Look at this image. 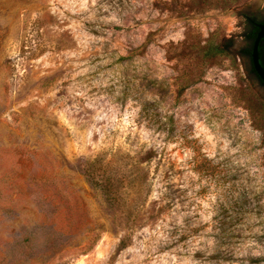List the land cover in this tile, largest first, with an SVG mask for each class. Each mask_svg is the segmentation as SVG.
<instances>
[{"label":"rangeland","instance_id":"1","mask_svg":"<svg viewBox=\"0 0 264 264\" xmlns=\"http://www.w3.org/2000/svg\"><path fill=\"white\" fill-rule=\"evenodd\" d=\"M263 9L0 0V264H264Z\"/></svg>","mask_w":264,"mask_h":264},{"label":"water","instance_id":"2","mask_svg":"<svg viewBox=\"0 0 264 264\" xmlns=\"http://www.w3.org/2000/svg\"><path fill=\"white\" fill-rule=\"evenodd\" d=\"M258 31L253 42L250 62L258 78L264 83V66L260 62L259 44L264 39V22L256 23Z\"/></svg>","mask_w":264,"mask_h":264},{"label":"trees","instance_id":"3","mask_svg":"<svg viewBox=\"0 0 264 264\" xmlns=\"http://www.w3.org/2000/svg\"><path fill=\"white\" fill-rule=\"evenodd\" d=\"M252 20L254 19H250V23H252ZM257 31H258V28L255 27L254 30H249L245 35H246V38L248 40H250V44L245 47L243 49V51L241 52L242 55H251V51H252V46H253V42H254V39L256 37V34H257ZM217 50H220L219 47H216ZM259 56H260V62L262 63V65L264 66V39H262L260 41V44H259ZM254 70V68L252 69Z\"/></svg>","mask_w":264,"mask_h":264},{"label":"flooded vegetation","instance_id":"4","mask_svg":"<svg viewBox=\"0 0 264 264\" xmlns=\"http://www.w3.org/2000/svg\"><path fill=\"white\" fill-rule=\"evenodd\" d=\"M262 13H263V14H262L261 17L252 20V23H250V26H251L250 31H251V30H254V28L257 27L256 23L264 22V9H263ZM257 28H258V27H257ZM250 68L253 69L252 65H250ZM253 72H254V74L256 75V73H255L254 70H253ZM256 76H257V75H256ZM257 77H258V76H257ZM259 80H260V79H259ZM260 81H261V80H260ZM261 83H263V82L261 81ZM263 84H264V83H263Z\"/></svg>","mask_w":264,"mask_h":264}]
</instances>
